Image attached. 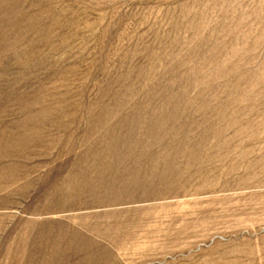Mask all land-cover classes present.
I'll return each mask as SVG.
<instances>
[{
    "label": "rangeland",
    "instance_id": "1",
    "mask_svg": "<svg viewBox=\"0 0 264 264\" xmlns=\"http://www.w3.org/2000/svg\"><path fill=\"white\" fill-rule=\"evenodd\" d=\"M0 264H264V0H0Z\"/></svg>",
    "mask_w": 264,
    "mask_h": 264
}]
</instances>
